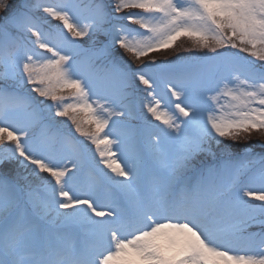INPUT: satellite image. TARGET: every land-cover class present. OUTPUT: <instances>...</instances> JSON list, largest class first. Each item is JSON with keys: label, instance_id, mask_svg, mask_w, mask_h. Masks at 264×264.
I'll return each mask as SVG.
<instances>
[{"label": "snow or ice", "instance_id": "snow-or-ice-1", "mask_svg": "<svg viewBox=\"0 0 264 264\" xmlns=\"http://www.w3.org/2000/svg\"><path fill=\"white\" fill-rule=\"evenodd\" d=\"M0 264H264V0H0Z\"/></svg>", "mask_w": 264, "mask_h": 264}, {"label": "rangeland", "instance_id": "rangeland-1", "mask_svg": "<svg viewBox=\"0 0 264 264\" xmlns=\"http://www.w3.org/2000/svg\"><path fill=\"white\" fill-rule=\"evenodd\" d=\"M19 0H14V3H18ZM49 2H56V0H49ZM53 23H58V22H55L53 21ZM178 43H183L184 44V47H188L189 44L187 41H181V42H178ZM180 55L181 57H184L185 60L183 61H180L179 63H191V61L188 59L190 57H193L195 55H202V53H192V52H186V51H179V53H176V52H172L171 50H162L160 53H154L153 55H155L157 57V59L159 61H168V60H175L176 59V56ZM243 55V54H241ZM57 121H64L66 120V118H55ZM70 123V122H69ZM153 124L157 123L155 121H152ZM60 126L62 129H66V125L65 124H61V125H58ZM77 138L80 139V140H84L83 137H79V134H76ZM255 137L253 138V141L255 142ZM162 147L165 149V151H169V150H172V145H170L167 141H165L163 144H162ZM143 149L145 151V153H148L150 152V140L147 136H144L143 137ZM259 149V148H257ZM255 151L258 152V150L255 149ZM64 154L65 155H71V150L70 149H65L64 150ZM102 167V166H101ZM95 174V164L94 162H89V163H86L85 164V167L80 175V180H81V185L82 187L86 188L87 187V184L88 182L90 181L91 179V176ZM44 175V174H42ZM146 176H147V173H146ZM230 179V174L228 172H224L221 174L220 177H218V180H217V183L219 185H225L228 183Z\"/></svg>", "mask_w": 264, "mask_h": 264}, {"label": "trees", "instance_id": "trees-1", "mask_svg": "<svg viewBox=\"0 0 264 264\" xmlns=\"http://www.w3.org/2000/svg\"><path fill=\"white\" fill-rule=\"evenodd\" d=\"M58 127H60V126H58ZM61 128V127H60ZM256 150H258V152L260 151V149H256Z\"/></svg>", "mask_w": 264, "mask_h": 264}]
</instances>
